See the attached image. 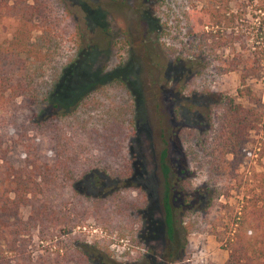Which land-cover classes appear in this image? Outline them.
<instances>
[{
    "label": "trees",
    "instance_id": "1",
    "mask_svg": "<svg viewBox=\"0 0 264 264\" xmlns=\"http://www.w3.org/2000/svg\"><path fill=\"white\" fill-rule=\"evenodd\" d=\"M153 1L161 47L183 68L178 92L202 117L182 128L189 166L177 170L166 149L159 153V215L135 178L127 77L104 71L61 106L60 81L83 44L77 19L65 0H0V264H181L180 234L217 232L210 215L243 145L264 152V107L253 105L264 94V0ZM229 72L237 74L234 94L213 90L210 77ZM89 217L120 236L136 233L151 255L118 261L102 239L68 229ZM222 240L233 264H264V183L242 197Z\"/></svg>",
    "mask_w": 264,
    "mask_h": 264
},
{
    "label": "rangeland",
    "instance_id": "2",
    "mask_svg": "<svg viewBox=\"0 0 264 264\" xmlns=\"http://www.w3.org/2000/svg\"><path fill=\"white\" fill-rule=\"evenodd\" d=\"M65 1L78 21L83 34V44L79 56L66 69L60 81L58 102L61 106L73 102L97 84L104 71L124 73L135 100V132L129 146L134 156L135 178L145 191L147 207L159 215V153L161 149H166L167 162L177 170L183 169L185 165L189 166L183 156L182 128L183 125L193 123L195 119L201 120L202 117L198 115L197 107L189 104L178 92L179 84L183 83V68L181 64L172 65L173 60L161 47L159 19L152 10L155 1ZM243 2L245 1L230 0L229 4L236 6ZM210 78H213V90L234 94L237 86L235 72ZM255 87L259 89L260 86ZM253 105L263 108L264 94L260 102ZM262 151L251 141L243 145L241 158L234 170L235 176L228 181V192L219 198L221 205L214 208L210 215L217 232L193 231L189 232L184 240L183 233L180 234L177 243L183 247L178 258L181 264L183 259L188 264H233L228 260L222 240V229L229 215L240 207L242 197L250 192H257L264 183ZM27 213L28 208L22 209L23 217ZM68 229L71 233L82 234L89 242L102 239L118 261L135 255H143L148 259L151 255V251L146 250V245L137 240L136 233H132L133 239L128 234L120 236L117 229L105 227L100 221L90 217ZM41 245L37 240L36 231H31L28 248L36 253L41 251ZM125 247L130 250L125 251ZM153 248L161 250L159 240L153 241Z\"/></svg>",
    "mask_w": 264,
    "mask_h": 264
},
{
    "label": "built area",
    "instance_id": "3",
    "mask_svg": "<svg viewBox=\"0 0 264 264\" xmlns=\"http://www.w3.org/2000/svg\"><path fill=\"white\" fill-rule=\"evenodd\" d=\"M111 245H114L113 243H111ZM127 248V247H126Z\"/></svg>",
    "mask_w": 264,
    "mask_h": 264
}]
</instances>
